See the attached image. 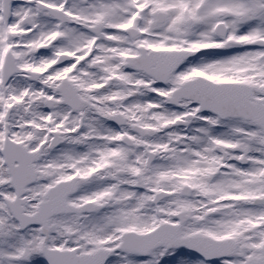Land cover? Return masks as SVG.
Listing matches in <instances>:
<instances>
[{"label": "snow or ice", "instance_id": "obj_1", "mask_svg": "<svg viewBox=\"0 0 264 264\" xmlns=\"http://www.w3.org/2000/svg\"><path fill=\"white\" fill-rule=\"evenodd\" d=\"M0 264H264V0H0Z\"/></svg>", "mask_w": 264, "mask_h": 264}]
</instances>
